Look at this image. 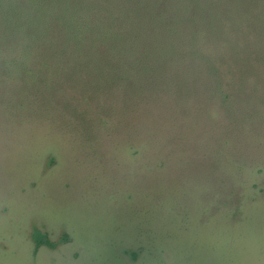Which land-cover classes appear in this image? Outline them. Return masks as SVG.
Masks as SVG:
<instances>
[{
    "label": "rangeland",
    "instance_id": "374dc122",
    "mask_svg": "<svg viewBox=\"0 0 264 264\" xmlns=\"http://www.w3.org/2000/svg\"><path fill=\"white\" fill-rule=\"evenodd\" d=\"M28 3L0 0V31ZM257 24L203 32L208 59L128 96L85 76L53 83L52 103L0 91V264H264ZM34 230L55 245L36 248Z\"/></svg>",
    "mask_w": 264,
    "mask_h": 264
},
{
    "label": "trees",
    "instance_id": "16d2710c",
    "mask_svg": "<svg viewBox=\"0 0 264 264\" xmlns=\"http://www.w3.org/2000/svg\"><path fill=\"white\" fill-rule=\"evenodd\" d=\"M28 6L1 26V92L52 93L50 87L78 85L85 76L97 90L104 82L129 85L128 96L132 87L162 86L167 69L179 71L184 60L208 59L203 32L222 41L230 31L260 26L257 21L264 26V0H29ZM106 73L95 86L88 78ZM33 240L36 248L55 245L39 230Z\"/></svg>",
    "mask_w": 264,
    "mask_h": 264
}]
</instances>
